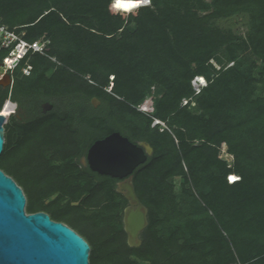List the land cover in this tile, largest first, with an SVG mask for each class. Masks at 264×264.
<instances>
[{
    "label": "trees",
    "instance_id": "1",
    "mask_svg": "<svg viewBox=\"0 0 264 264\" xmlns=\"http://www.w3.org/2000/svg\"><path fill=\"white\" fill-rule=\"evenodd\" d=\"M142 1L0 0L3 25L46 42L0 87V113L8 101L24 111L4 125L0 169L28 214L47 213L89 243L90 264H264V0H149L125 11ZM237 18L245 34L218 25ZM196 77L208 83L197 95ZM150 96L148 116L137 107ZM115 132L153 149L133 174L149 210L138 248L124 230L121 180L80 163Z\"/></svg>",
    "mask_w": 264,
    "mask_h": 264
},
{
    "label": "water",
    "instance_id": "2",
    "mask_svg": "<svg viewBox=\"0 0 264 264\" xmlns=\"http://www.w3.org/2000/svg\"><path fill=\"white\" fill-rule=\"evenodd\" d=\"M136 3L146 6V0ZM11 85V75L0 79V87ZM92 103L95 108L101 105L96 98ZM5 105L0 113V157L8 119L3 113ZM42 109L47 113L53 105L45 103ZM152 155L149 144L133 143L115 132L95 142L84 158L93 172L121 180L117 192L128 201L123 225L132 248L142 245L141 235L149 225V210L137 196L133 174ZM26 208L23 189L0 169V264H90L91 247L81 235L68 225L52 220L47 213L28 214Z\"/></svg>",
    "mask_w": 264,
    "mask_h": 264
},
{
    "label": "built area",
    "instance_id": "3",
    "mask_svg": "<svg viewBox=\"0 0 264 264\" xmlns=\"http://www.w3.org/2000/svg\"><path fill=\"white\" fill-rule=\"evenodd\" d=\"M146 6H149L151 3L149 0H146ZM24 34L19 35L15 31H10L8 27L3 25L0 21V51L2 50H9L8 56L4 59L3 65L0 70V79L4 78L7 73L13 72L18 65L21 63V61L31 52V53H42L44 52V48L46 46L45 41H38L34 43H29L26 40L23 39ZM31 71V68L28 67L27 69H24V73L26 75H29ZM203 77H196L193 81V87L196 91V95L201 92V90L207 86V81L205 78L204 81H202ZM189 103H192V106H195V103L192 100H184L183 106L188 105ZM137 110L141 113H144L148 116H150L154 112V96L148 97L142 105H139L137 107ZM161 125L162 127H166L164 123L155 120L154 126ZM223 148H225L223 150ZM221 152L225 153L229 156V159H224L229 163V167H231V163L233 161V156L228 154L227 147H223ZM235 178V180H233ZM240 180L237 176H230L229 181L231 184L237 182Z\"/></svg>",
    "mask_w": 264,
    "mask_h": 264
},
{
    "label": "rangeland",
    "instance_id": "4",
    "mask_svg": "<svg viewBox=\"0 0 264 264\" xmlns=\"http://www.w3.org/2000/svg\"><path fill=\"white\" fill-rule=\"evenodd\" d=\"M208 2L211 1V0H207ZM125 11L129 12V6L128 7H125ZM241 19L237 18V19H232V20H225V21H220L218 22V25L222 28H229V27H233L235 31H241L242 34H245L246 31H247V28L245 27H242L240 26V23H241ZM260 68H261V64H259V68L255 71V75L258 76V73L260 71ZM263 94V91L260 87L259 89V95H262ZM12 104H15L14 102L10 101ZM15 108H16V105H15ZM14 113V112H13ZM13 113L7 115V122L10 118L11 115H14ZM6 122V123H7ZM225 148H223L224 150ZM223 152V151H222ZM222 158L224 159H229V156L225 153H222ZM174 184L176 185V191H177V194L178 196L182 199H184V203H185V206H187L190 202L189 199H185L182 195H181V184H182V179H175L174 180ZM99 263V262H98Z\"/></svg>",
    "mask_w": 264,
    "mask_h": 264
},
{
    "label": "bare ground",
    "instance_id": "5",
    "mask_svg": "<svg viewBox=\"0 0 264 264\" xmlns=\"http://www.w3.org/2000/svg\"><path fill=\"white\" fill-rule=\"evenodd\" d=\"M147 3V2H146ZM126 7V5H124ZM140 7L139 4L133 3L129 6V12L137 10ZM204 81V79H202ZM15 111V104H12L10 101H8L4 107V114L7 116ZM235 180V178H233Z\"/></svg>",
    "mask_w": 264,
    "mask_h": 264
},
{
    "label": "flooded vegetation",
    "instance_id": "6",
    "mask_svg": "<svg viewBox=\"0 0 264 264\" xmlns=\"http://www.w3.org/2000/svg\"><path fill=\"white\" fill-rule=\"evenodd\" d=\"M10 75V73H7L6 75ZM5 75V76H6ZM11 78H12V76H11ZM12 84H13V79H12ZM12 86V85H11ZM11 86H9V87H11ZM9 87H1V88H3V89H6V88H9ZM15 105H16V108H15V111H14V115L15 116H17L18 118H21V116H23L24 115V111L23 110H21L20 108H19V106H18V104L17 103H15ZM84 158L85 157H83V158H81L80 159V163H81V165L84 167V168H88L89 166H87L86 164H85V162H84Z\"/></svg>",
    "mask_w": 264,
    "mask_h": 264
}]
</instances>
